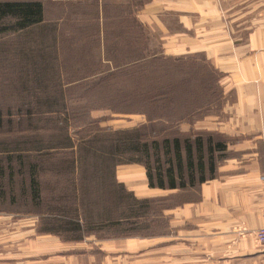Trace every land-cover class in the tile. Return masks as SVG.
I'll list each match as a JSON object with an SVG mask.
<instances>
[{"label": "rangeland", "instance_id": "1", "mask_svg": "<svg viewBox=\"0 0 264 264\" xmlns=\"http://www.w3.org/2000/svg\"><path fill=\"white\" fill-rule=\"evenodd\" d=\"M128 6L104 9L108 46L90 35L97 4L50 1L26 27L0 17V264H264L256 229L236 223L222 240L218 223L168 213L198 198L197 182L143 197L115 179L129 158L165 173L175 138L195 148L202 135L205 157L227 140L197 128L220 114L222 73L203 52L163 51L158 33L122 15ZM245 239L257 254L229 258Z\"/></svg>", "mask_w": 264, "mask_h": 264}, {"label": "crops", "instance_id": "2", "mask_svg": "<svg viewBox=\"0 0 264 264\" xmlns=\"http://www.w3.org/2000/svg\"><path fill=\"white\" fill-rule=\"evenodd\" d=\"M66 3L72 0H34ZM75 3L97 4L99 31L90 35L110 36L104 27L110 5H129L130 15L138 30L143 26L158 33L161 49L169 54L205 53L213 67L222 73L219 83L224 94L220 114H212L211 122L203 118L198 130L211 131L215 170L206 172L199 184L198 198L167 211L188 215L195 212L201 228L210 223L223 226L220 239L234 235L232 227L241 223L250 229L262 224L264 206V0H73ZM45 11V8H44ZM45 15V12H44ZM202 140V135H198ZM219 145H221L219 147ZM219 152L226 153L220 161ZM115 179L138 196L153 197L166 188L150 186L146 167L140 162L119 163ZM169 188L171 191L177 189ZM180 209V210H178ZM202 217V218H201ZM232 230V231H231ZM223 243H225L223 241ZM233 246L235 256L257 254L249 239ZM232 251V249H231ZM231 254V255H230ZM218 258H227L218 255Z\"/></svg>", "mask_w": 264, "mask_h": 264}, {"label": "trees", "instance_id": "3", "mask_svg": "<svg viewBox=\"0 0 264 264\" xmlns=\"http://www.w3.org/2000/svg\"><path fill=\"white\" fill-rule=\"evenodd\" d=\"M3 14H10L18 18L19 26H29L31 24H36L42 20L43 7L42 4L34 0H16L8 3L0 4V17ZM196 147L194 148L193 143L190 140L185 141L186 155L182 153V148H184L182 141L179 138L174 139L173 149L175 159L170 161L171 166L168 167L164 173L161 166L153 168L148 161L143 162L146 167L147 175L149 178V185L154 187L158 186L161 188H176V187H186L192 186L196 182H203L207 179L206 172L209 171L210 175H213L215 170V163L213 158V147L208 146V156L205 157V152H203V143L200 138L195 139ZM167 143L169 141H166ZM131 143V142H129ZM128 143V144H129ZM134 146L131 148L134 151H141L145 155H148L149 144L136 142L132 143ZM155 145V144H154ZM169 146V145H168ZM166 147L168 152L170 149ZM221 145H219L220 147ZM158 147V145H156ZM171 147V146H170ZM193 148L197 150V155L194 157ZM221 148V147H220ZM130 149V150H131ZM125 151V150H124ZM122 152V151H121ZM126 152V151H125ZM123 154H126L122 152ZM141 161V159L129 158L127 162ZM142 162V161H141ZM103 163L101 162L99 168H103ZM35 166L31 165V171L34 174ZM165 174V175H164ZM34 176V175H33ZM167 178V182L165 180ZM32 192L34 195L39 193L38 183L33 179ZM123 189L125 188L121 185ZM71 225H75V228L81 229V225L78 221H70Z\"/></svg>", "mask_w": 264, "mask_h": 264}, {"label": "built area", "instance_id": "4", "mask_svg": "<svg viewBox=\"0 0 264 264\" xmlns=\"http://www.w3.org/2000/svg\"><path fill=\"white\" fill-rule=\"evenodd\" d=\"M261 179L264 180V174L261 176ZM261 211L262 214V224L261 226L254 231L255 239L259 246L264 249V206Z\"/></svg>", "mask_w": 264, "mask_h": 264}]
</instances>
